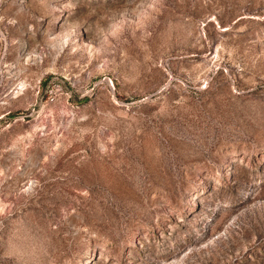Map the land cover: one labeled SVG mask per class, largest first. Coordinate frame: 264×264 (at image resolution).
<instances>
[{"label":"rangeland","instance_id":"obj_1","mask_svg":"<svg viewBox=\"0 0 264 264\" xmlns=\"http://www.w3.org/2000/svg\"><path fill=\"white\" fill-rule=\"evenodd\" d=\"M0 264H264V0H0Z\"/></svg>","mask_w":264,"mask_h":264}]
</instances>
